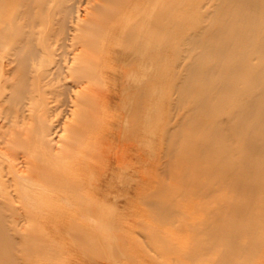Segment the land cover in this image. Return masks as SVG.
I'll return each instance as SVG.
<instances>
[{"label":"bare ground","instance_id":"1","mask_svg":"<svg viewBox=\"0 0 264 264\" xmlns=\"http://www.w3.org/2000/svg\"><path fill=\"white\" fill-rule=\"evenodd\" d=\"M93 1L0 0V176L9 181H0L1 264H20L8 225L10 201L56 188L60 166L75 156L93 123L101 41L122 43L114 55H128L133 67L131 60L159 53L178 25L189 30H175L183 39L180 52L190 58L175 87L178 103L190 105L192 145L183 151L196 154L192 168L200 165L192 193L214 198L211 184L226 182L234 198L213 209L200 243L204 251L221 248L219 264H247L264 244V213L254 214L259 202L264 212V0ZM84 4L94 11L88 19ZM175 12L182 22L172 18ZM143 103L140 96L136 109ZM62 128L64 149L54 135ZM198 135L203 141L194 143ZM11 172L17 179H8Z\"/></svg>","mask_w":264,"mask_h":264},{"label":"rangeland","instance_id":"2","mask_svg":"<svg viewBox=\"0 0 264 264\" xmlns=\"http://www.w3.org/2000/svg\"><path fill=\"white\" fill-rule=\"evenodd\" d=\"M81 8L83 19L94 13L91 4ZM36 13L40 15L38 8ZM173 16L184 20L176 12ZM186 27L176 26L162 39L159 53L150 50L131 60L133 67L128 55H114L122 43L101 41L100 98L84 142L60 166L62 181L56 188L48 186L47 193L37 191L34 198L9 203L13 212L8 225L20 264H219L221 248L204 251L200 241L208 236L213 209L228 206L234 198L226 182L211 184V192L218 191L214 198L192 193L200 165L192 168L191 156L196 154L188 157L183 151L192 145L186 123L190 105L178 103L175 87L190 60L180 52L183 39L175 30ZM140 96L144 103L136 109ZM179 131L184 133L177 135ZM54 135L56 140L68 136L63 128ZM197 141L203 138L198 135ZM173 142L178 145L175 152ZM66 143L60 138L59 146L64 149ZM14 175L8 179H17ZM6 178L0 176V181L9 186ZM262 205L255 216L264 213ZM247 264H264V244Z\"/></svg>","mask_w":264,"mask_h":264}]
</instances>
